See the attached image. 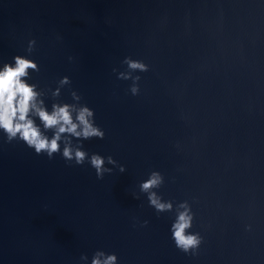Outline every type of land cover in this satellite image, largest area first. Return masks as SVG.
Segmentation results:
<instances>
[{
	"label": "water",
	"instance_id": "water-1",
	"mask_svg": "<svg viewBox=\"0 0 264 264\" xmlns=\"http://www.w3.org/2000/svg\"><path fill=\"white\" fill-rule=\"evenodd\" d=\"M17 56L49 112L87 107L103 138L49 157L0 131V264H264V0H0V67Z\"/></svg>",
	"mask_w": 264,
	"mask_h": 264
},
{
	"label": "clouds",
	"instance_id": "clouds-1",
	"mask_svg": "<svg viewBox=\"0 0 264 264\" xmlns=\"http://www.w3.org/2000/svg\"><path fill=\"white\" fill-rule=\"evenodd\" d=\"M131 69L145 70L144 65L129 61ZM36 71L37 65L26 58L14 57L13 64H4L0 67V131L6 134L9 140L19 138L37 153L46 151L49 157L56 153L60 147L62 136L67 134L71 137L88 139L91 137L103 138V132L92 123L93 113L87 107L77 108L68 104H53L49 112L40 99L41 93L36 90L35 84L28 83L29 70ZM67 78L60 81L61 86L67 84ZM133 93L136 88L132 89ZM54 96L59 95V89L53 92ZM74 99L78 97L73 94ZM75 114V115H73ZM39 119L43 130L35 123ZM53 130L49 139L44 132ZM63 157L68 160L75 158L76 163H83L86 153L73 149L70 140L65 139ZM91 164L99 174L104 163L100 156L93 155ZM113 163L111 159L108 161ZM162 182L157 173L141 185V190L148 193L150 204L157 211L171 210L170 203L161 202L151 189L156 188ZM177 215V222L174 225V239L177 246L184 251L195 248L199 239L195 235L186 234V229L191 227L192 216L186 204H181ZM103 254H98V257ZM93 264H116L115 256H108L101 261L99 258L93 260Z\"/></svg>",
	"mask_w": 264,
	"mask_h": 264
}]
</instances>
